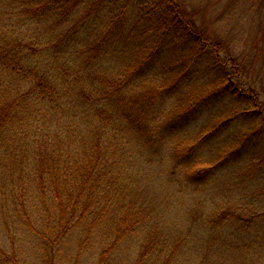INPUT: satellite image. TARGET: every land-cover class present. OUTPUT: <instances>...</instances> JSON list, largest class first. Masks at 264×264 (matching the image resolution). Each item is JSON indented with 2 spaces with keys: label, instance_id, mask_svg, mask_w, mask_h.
Listing matches in <instances>:
<instances>
[{
  "label": "rangeland",
  "instance_id": "obj_1",
  "mask_svg": "<svg viewBox=\"0 0 264 264\" xmlns=\"http://www.w3.org/2000/svg\"><path fill=\"white\" fill-rule=\"evenodd\" d=\"M178 1L219 40L220 63L257 104L222 96L177 132V115L183 119L196 96L186 81L174 94L165 91L167 60L140 87L82 106L84 92L105 91L91 81L100 71L85 55L69 58L70 73H62L68 56L50 41L61 29L45 32L52 18L30 20L0 5V107L13 102L0 127V264H264V6ZM16 40L34 42V50ZM171 49L173 60L193 52L184 43ZM124 52L109 51L112 69L104 77L125 73L124 60L115 59ZM210 59L204 54L197 63ZM243 110L253 117L239 115L209 144H198L203 125ZM100 126L108 131L96 136ZM249 134L251 153L235 159ZM257 152L258 162L251 159ZM61 202L69 205L65 231Z\"/></svg>",
  "mask_w": 264,
  "mask_h": 264
},
{
  "label": "trees",
  "instance_id": "obj_2",
  "mask_svg": "<svg viewBox=\"0 0 264 264\" xmlns=\"http://www.w3.org/2000/svg\"><path fill=\"white\" fill-rule=\"evenodd\" d=\"M235 1L237 0H227L226 7L229 5L233 6L236 3ZM2 4L17 9L18 14H27L30 20L45 21L52 18L51 22L46 24L47 29L45 32L51 33L53 30L57 31L60 27L61 30L56 36H53L57 39L52 37L51 39L55 40H50L55 41L53 43L57 46L55 50L57 55L59 53V56H68L65 60L71 57L79 59L84 56L85 58V55H87L89 59L87 63L95 67L96 70L94 72L100 71L102 76L94 77L91 81L93 80L92 83L96 88L103 86L105 91L99 96L84 92V99L80 103L82 106L86 104L93 105V103L101 101L105 97H110L111 93L122 88L123 90H129L131 86L140 87L141 83H138L140 82L139 80H146L145 77L149 73L153 74L156 72V70H152L155 68V64L159 63V68H161V63L165 62L163 59L167 60V62L162 64V67L165 68L162 72L167 75L163 83H168L165 91L174 94L186 81V85L190 86L189 88L196 96L193 109H190L192 107L186 109L187 114L183 119L180 115H177V122L173 128L176 132L179 129H184V127H191L192 123L203 113L204 108L207 105L219 102L222 96L235 102L237 100L245 103L253 100V104H257L256 95L241 91L240 85L232 80L233 77H236V73H228L225 71V64L220 63L219 46L216 45L219 40L212 34L207 33L202 23L197 22L194 13L189 11L178 0H0V5ZM257 5L260 6L258 9H261L264 6V0L258 1ZM175 36L177 37L175 38ZM173 42L175 44L184 43L187 47H191L193 52L188 51L184 55L180 53L177 60H173L171 55ZM33 43L32 41L25 43V41L16 40V44L25 45L30 50H34ZM77 45L82 47L75 49ZM115 46H121L120 54L124 50V53H127L115 58L118 63H121L122 59L126 63V74L124 73L118 79L117 77L112 78L110 75L107 76V74L104 77V74H102V72L112 69L110 63L112 57H107L109 51ZM208 50L213 51L212 54ZM204 54H207L211 59L210 61L206 60V64L199 65L197 61L202 59ZM29 55H32V53ZM235 59L234 56L228 58V60L232 61ZM135 62H140V65L135 66ZM85 66L88 67L90 65L86 64ZM80 68L82 69V67ZM235 68L237 69V65H235ZM59 69L62 73L69 74V60L60 65ZM210 73L213 76H210ZM42 74L45 76L44 73ZM41 77L44 78L42 75ZM59 82L62 83V89H64L67 84L65 79ZM202 85L207 91L201 92ZM45 87L47 88L45 90L50 91L49 88L52 87V84L49 82ZM151 91L148 94H151ZM25 94L28 93L26 92ZM123 98L122 95V98L118 101H113L114 112L118 109V105L122 103ZM161 98H163V95ZM132 100H136L134 95ZM12 104L13 102L9 106H12ZM9 106L0 107V127L4 123L3 120ZM258 109V112L262 110L261 108ZM247 113L248 111L244 110L238 114L230 112V114L226 113L227 116L223 120H219V122H207L201 127L206 130L198 134V144H209V141L221 134L225 127L231 125V122L239 115L241 116L239 119L243 121L253 117ZM107 131L108 129L105 130L104 127L100 126L97 128L96 136H102ZM255 132L257 131H253L251 134ZM229 135L228 137H230ZM238 135V133H233L232 137L236 138ZM241 140L239 146L234 150L235 159L238 155L251 153L253 149L250 150V134L244 135ZM256 145L257 143L254 147ZM254 154L256 155H253L251 159H255L258 162L261 158L260 154L258 152ZM224 158L228 162V154ZM68 195L70 200L73 195L72 191ZM77 200L78 198L75 199V204L70 209L72 211L71 216L75 212ZM60 204V213H62L59 227L61 231H65L67 230L68 220H64L63 224V218L67 217L69 205H64L63 202Z\"/></svg>",
  "mask_w": 264,
  "mask_h": 264
}]
</instances>
